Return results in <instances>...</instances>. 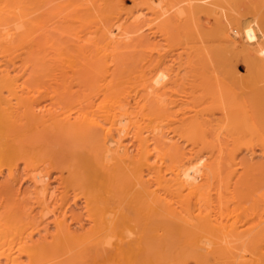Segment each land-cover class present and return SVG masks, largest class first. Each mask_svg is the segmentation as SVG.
Segmentation results:
<instances>
[{"label": "bare ground", "instance_id": "1", "mask_svg": "<svg viewBox=\"0 0 264 264\" xmlns=\"http://www.w3.org/2000/svg\"><path fill=\"white\" fill-rule=\"evenodd\" d=\"M200 1L0 0V264H264V0Z\"/></svg>", "mask_w": 264, "mask_h": 264}, {"label": "rangeland", "instance_id": "2", "mask_svg": "<svg viewBox=\"0 0 264 264\" xmlns=\"http://www.w3.org/2000/svg\"><path fill=\"white\" fill-rule=\"evenodd\" d=\"M202 2H204V0L203 1H200V4H202ZM207 3H209V2H207ZM203 4H206L205 2L203 3ZM126 6L128 7L129 6V8L128 9H133L134 7H133V5H132V3L130 2V1H127L126 2ZM185 5H183V4H181L180 5V10L178 11V14L180 13V11H181V13H182V11L183 10H185V7H184ZM50 6L48 5L47 6V8H49ZM132 7V8H131ZM184 8V9H183ZM138 12H140L142 15H140V18H142V20L140 21V28H138L139 30H138V35L141 37V38H143L142 36H144V38L143 39H147L148 40V38L150 39V37H151V39H150V41H149V43L153 46V48H155V46H156V49L157 50H155V49H153V57L155 58V54H156V58H161L162 60H163V65L164 66H166V67H164V68H167V69H170V72L171 73H173L172 74V77H173V75H176V74H178L179 72H181V76L179 75V77H181L183 80L185 79V78H190L189 77V75H188V73H187V71L185 70V67H186V63H188V60L190 61L191 60V57H190V55H189V53H190V51L191 50H189L187 47H189V45H187V43H186V39L184 38L185 36H184V34L181 32L182 30L180 29L179 30V26H182L181 24H182V22H183V19H184V17H182V15L180 16V17H178V18H175V10L173 9V10H171L169 13H168V15H167V17H165V18H168V17H170V16H172V17H174L175 18V22H176V28L177 29H174V30H172L171 31V35L170 34H168L167 36L166 35H164V33H161V32H163L162 30H161V25H162V20L161 19H155L156 17L154 16V15H152L149 11H147L148 13H146L145 14V12H146V10L144 9V10H142V9H140ZM184 12V11H183ZM143 15L144 16H146V17H143ZM153 16V17H152ZM150 17V19H148ZM182 17V18H181ZM145 19V21H147V22H145V21H143L144 19ZM154 18V19H153ZM177 19V20H176ZM179 19V20H178ZM181 19V20H180ZM153 22H151V21ZM158 20V21H157ZM161 20V21H160ZM200 20H202V22H208V23H210L209 24V27L210 26H213L214 25V20H213V18L212 17H210L209 16V14L208 13H205V14H201L200 15ZM155 21V22H154ZM151 24H149V23ZM180 22V23H179ZM145 23V24H144ZM146 23H147V25H146ZM159 23V24H158ZM161 24V25H160ZM145 26H147L146 28H144ZM152 26H154V28L152 27ZM150 27H152L153 28V30H151V32H150V30H147V29H149ZM158 27V28H157ZM152 28H150V29H152ZM145 30V31H144ZM159 30H160V32H159ZM140 31V32H139ZM154 32V34L157 32V34H156V36L153 34V32ZM142 32V33H141ZM152 33V34H150V33ZM159 32V33H158ZM148 33V34H147ZM177 33V34H176ZM141 34H143V35H141ZM158 34H160V35H158ZM180 34V35H179ZM157 35H158V37H157ZM177 35V36H176ZM154 36V37H153ZM161 38H160V37ZM165 37V38H164ZM170 37H172V38H170ZM179 38V39H178ZM173 40V41H172ZM168 43H167V42ZM178 41V42H177ZM185 41V42H184ZM186 43V44H185ZM168 44V45H167ZM170 44V45H169ZM172 44V45H171ZM185 44V45H184ZM155 45V46H154ZM181 48H182V50H181ZM200 44H196L195 45V49L192 51L193 53H192V57H193V60H196L195 58H194V56L195 55H197V52H198V54L200 53ZM184 50V51H183ZM185 50H186V52L188 53H186L185 52ZM187 50H189V51H187ZM156 51V52H155ZM159 53H158V52ZM194 51H197L196 53L194 52ZM159 54V55H158ZM163 54H165L163 57L162 56H160V55H163ZM182 54L184 55V56H182ZM198 56V55H197ZM165 57H166V59H165ZM185 57V58H184ZM196 57V56H195ZM156 58H155V60H156ZM165 59V60H164ZM183 59H184V62H183ZM186 60V61H185ZM165 61V62H164ZM167 61V62H166ZM174 62V63H173ZM186 62V63H185ZM169 65H170V67H169ZM171 65H172V67H171ZM176 66V67H175ZM175 67V68H174ZM172 68H174V70L175 71H177V72H174V70L172 69ZM182 68H184V69H182ZM177 69V70H176ZM178 69H180V70H178ZM173 70V71H172ZM182 70H184V72L182 71ZM185 71H186V73H185ZM184 74H183V73ZM239 73H240V75H242V76H244L245 75V70H244V66H243V64L242 63H240L239 64ZM180 74V73H179ZM188 76H187V75ZM191 75V74H190ZM187 76V77H186ZM255 137V136H254ZM251 137V139L250 140H252V141H258V143H261V142H259L260 140H261V138H260V140H259V137L257 138V137ZM257 138V139H256ZM246 141H248V140H246ZM257 143V144H258ZM187 150V149H186ZM247 156H249V155H246V153L244 152V153H240V154H238V156H237V159H238V161L237 162H239V161H244L245 159H251V162H250V164H254V165H261V164H263L264 163V155H261V152L258 150L257 151V154L256 155H254L255 157H252V158H248ZM239 172H241V170H239ZM0 181H1V179H0ZM28 183H25V184H23L22 185V190H25L27 187H29L28 185H27ZM55 185V184H54ZM76 210H79V208L78 207H76ZM51 228V227H50Z\"/></svg>", "mask_w": 264, "mask_h": 264}]
</instances>
